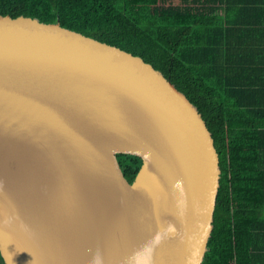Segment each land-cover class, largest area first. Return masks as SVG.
<instances>
[{
	"label": "water",
	"instance_id": "1",
	"mask_svg": "<svg viewBox=\"0 0 264 264\" xmlns=\"http://www.w3.org/2000/svg\"><path fill=\"white\" fill-rule=\"evenodd\" d=\"M118 152L141 158L131 182ZM220 172L201 113L149 61L59 21L0 13L5 264H89L97 248L125 264L169 222L177 232L154 264H202Z\"/></svg>",
	"mask_w": 264,
	"mask_h": 264
},
{
	"label": "trees",
	"instance_id": "2",
	"mask_svg": "<svg viewBox=\"0 0 264 264\" xmlns=\"http://www.w3.org/2000/svg\"><path fill=\"white\" fill-rule=\"evenodd\" d=\"M0 13L59 21L115 44L184 92L221 169L202 264H263L264 0H0ZM116 159L131 182L141 158Z\"/></svg>",
	"mask_w": 264,
	"mask_h": 264
},
{
	"label": "clouds",
	"instance_id": "3",
	"mask_svg": "<svg viewBox=\"0 0 264 264\" xmlns=\"http://www.w3.org/2000/svg\"><path fill=\"white\" fill-rule=\"evenodd\" d=\"M174 189L179 190L182 195L183 182L181 180L176 181ZM176 232L177 230L175 225L169 222L167 227L159 230L151 239L127 257L125 264H154L155 249L164 241L165 238L170 235H175ZM89 251H91V249H89ZM89 264H105L103 253L99 248H97L93 253Z\"/></svg>",
	"mask_w": 264,
	"mask_h": 264
},
{
	"label": "crops",
	"instance_id": "4",
	"mask_svg": "<svg viewBox=\"0 0 264 264\" xmlns=\"http://www.w3.org/2000/svg\"><path fill=\"white\" fill-rule=\"evenodd\" d=\"M261 252L263 253V258L261 257V258H262V259H261V263L264 264V251L262 250ZM261 252H260V253H261Z\"/></svg>",
	"mask_w": 264,
	"mask_h": 264
}]
</instances>
